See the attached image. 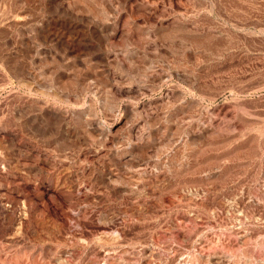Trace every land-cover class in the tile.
Returning <instances> with one entry per match:
<instances>
[{"label":"rangeland","instance_id":"1","mask_svg":"<svg viewBox=\"0 0 264 264\" xmlns=\"http://www.w3.org/2000/svg\"><path fill=\"white\" fill-rule=\"evenodd\" d=\"M233 86L264 0H0V264H264V90Z\"/></svg>","mask_w":264,"mask_h":264},{"label":"bare ground","instance_id":"2","mask_svg":"<svg viewBox=\"0 0 264 264\" xmlns=\"http://www.w3.org/2000/svg\"><path fill=\"white\" fill-rule=\"evenodd\" d=\"M238 86V85H237ZM234 87V86H233ZM253 87V86H252ZM264 90V86L263 87H254V88H250V87H234L232 88V91L234 94L236 95H244L246 93H259L260 91ZM237 98V97H236ZM239 98V97H238ZM238 100V99H237ZM239 101V100H238ZM245 241V240H244ZM246 242V241H245Z\"/></svg>","mask_w":264,"mask_h":264}]
</instances>
